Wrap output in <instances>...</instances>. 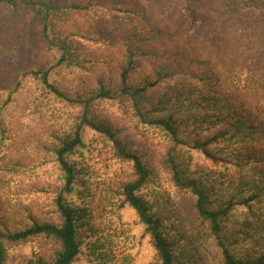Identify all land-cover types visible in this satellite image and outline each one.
Wrapping results in <instances>:
<instances>
[{"label": "trees", "instance_id": "1", "mask_svg": "<svg viewBox=\"0 0 264 264\" xmlns=\"http://www.w3.org/2000/svg\"><path fill=\"white\" fill-rule=\"evenodd\" d=\"M0 264H264V0H0Z\"/></svg>", "mask_w": 264, "mask_h": 264}, {"label": "rangeland", "instance_id": "2", "mask_svg": "<svg viewBox=\"0 0 264 264\" xmlns=\"http://www.w3.org/2000/svg\"><path fill=\"white\" fill-rule=\"evenodd\" d=\"M101 167H103V164L100 163L99 164ZM104 170L106 169L105 167H103ZM116 169H113V171H108V173L106 174H100V175H97L98 176V179H97V182L94 183L95 185V188L94 190L92 189V193H93V197L92 199H94V204H97L99 202H103V193L105 195V193L108 195V196H112V191H114L115 189V185L116 183L118 182V175H116L118 171V168L115 167ZM105 202V201H104ZM105 204H108V202L106 201ZM126 219V216L124 217ZM130 218V216H129ZM116 219V218H115ZM119 228H117V232L120 231V226H117ZM127 227V224L124 222L123 220V224H122V228H123V232H124V229ZM116 252H117V255L119 256V262L121 263L122 261V257L123 255L127 252L126 251V239L124 241V236L120 237L118 240H117V245H116Z\"/></svg>", "mask_w": 264, "mask_h": 264}]
</instances>
